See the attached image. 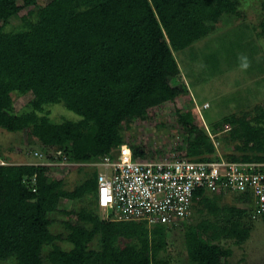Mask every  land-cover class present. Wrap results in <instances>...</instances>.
<instances>
[{"label":"trees","instance_id":"trees-1","mask_svg":"<svg viewBox=\"0 0 264 264\" xmlns=\"http://www.w3.org/2000/svg\"><path fill=\"white\" fill-rule=\"evenodd\" d=\"M40 1L0 0V132L28 130L31 144L62 151L74 163L114 158L125 146L135 159L147 157L126 140L124 128L187 93L171 84L185 77L176 55L206 39L241 5L240 0ZM25 10L23 27L8 30L11 19ZM27 94L33 96L31 109L17 113L14 95ZM60 104L78 119L54 122L46 107ZM259 109L252 121L228 114L205 125L190 100L178 111L186 155L212 160L218 155L214 141L224 132L226 147L233 145L238 153L226 154V160L264 162V106ZM12 159L0 154V264L166 263L160 254L169 248V230L178 226L102 218L96 168H79L83 179L68 190L63 179L49 176L50 167ZM219 196L201 192L192 216L181 223L191 264H230L233 251L221 241L240 245L249 238L250 229L240 221L248 208L220 207ZM64 200L86 205L80 211L60 210ZM203 208L218 219L189 224ZM57 212L67 217L65 236L51 231L50 216ZM62 241L70 248L57 244Z\"/></svg>","mask_w":264,"mask_h":264},{"label":"rangeland","instance_id":"rangeland-1","mask_svg":"<svg viewBox=\"0 0 264 264\" xmlns=\"http://www.w3.org/2000/svg\"><path fill=\"white\" fill-rule=\"evenodd\" d=\"M51 0H41L44 5ZM241 5L237 13L224 15L215 25L213 31L206 39L191 46L176 55L177 60L185 75L182 79H171L173 86H182L184 93L174 100L166 102L153 109L148 120L132 122L130 128L125 127L123 132L129 143L136 144L147 153L149 158H160L185 153L182 147V131L178 122V111L187 107L193 99L195 109L205 125L214 123L228 114L246 116L253 120V116L260 114V107L264 106V13H262V0H240ZM25 10L11 19L8 30H17L23 27L22 16L27 14ZM262 72V74H258ZM14 109L17 113L27 112L31 109L33 96L14 95ZM49 117L57 123L65 119L77 120L78 116L66 109L64 104L46 107ZM198 123V121H197ZM229 129V125H224ZM221 133L220 139L215 140L218 155L224 158L231 152L238 155L235 146L226 147L225 138ZM22 153H17L16 148ZM47 150V149H46ZM39 148L37 144L29 142L28 130L19 134L0 132V154L13 158L12 162H20L23 157L26 163L40 164L45 162L34 156L35 152H47ZM51 151V150H49ZM48 154H50L48 152ZM18 160V161H17ZM24 160V162H25ZM49 176L54 179H63L66 189L73 190L83 179L79 169L60 170L50 169ZM220 207L248 208V212L240 218L243 227L250 229L248 240L240 245L234 239L221 241L224 248L233 251L228 259L230 264H264V219L257 214L252 205L243 203L235 198V195H220L218 198ZM86 203L81 201L64 200L60 210L80 211ZM198 208H201L198 206ZM203 212L196 211L189 224L197 225L202 221L213 223L218 219L203 208ZM102 218L107 215L99 211ZM51 231L53 234L67 235L65 221L67 217L62 213H54ZM233 217V220H237ZM220 222L222 216L219 217ZM185 227L179 223L178 227L169 230V248L160 254L166 261L165 264H191L189 262L184 241ZM97 243V242H96ZM93 247H97V244ZM64 249L70 245L65 242H57ZM51 249L45 248V255ZM3 264H12L5 262ZM164 264V263H160Z\"/></svg>","mask_w":264,"mask_h":264},{"label":"built area","instance_id":"built-area-1","mask_svg":"<svg viewBox=\"0 0 264 264\" xmlns=\"http://www.w3.org/2000/svg\"><path fill=\"white\" fill-rule=\"evenodd\" d=\"M46 151L34 153L45 161L36 165L60 170L97 169V201L107 219L175 227L192 216L201 192L243 196L254 202L246 200L257 214H264V162H232L217 157L196 161L186 152L135 159L131 148L125 146L114 158L106 155L91 163H74L62 157V151Z\"/></svg>","mask_w":264,"mask_h":264}]
</instances>
